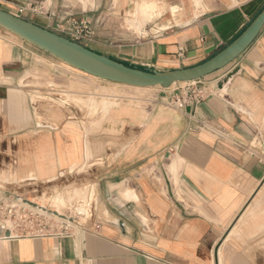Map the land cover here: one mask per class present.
Here are the masks:
<instances>
[{
  "label": "crops",
  "instance_id": "1",
  "mask_svg": "<svg viewBox=\"0 0 264 264\" xmlns=\"http://www.w3.org/2000/svg\"><path fill=\"white\" fill-rule=\"evenodd\" d=\"M145 3L154 7L143 13ZM0 8L54 31L87 20L91 49L168 70L224 49L264 0H0ZM54 58L0 26V204L22 182L91 163L93 218H73L63 234L12 236L0 213V264H264V27L233 62L196 80L205 97L185 108L171 101L183 82L107 93ZM92 97L93 111L84 104Z\"/></svg>",
  "mask_w": 264,
  "mask_h": 264
},
{
  "label": "water",
  "instance_id": "2",
  "mask_svg": "<svg viewBox=\"0 0 264 264\" xmlns=\"http://www.w3.org/2000/svg\"><path fill=\"white\" fill-rule=\"evenodd\" d=\"M0 26L91 75L116 83L169 88L176 82L201 79L238 58L264 27V8L234 41L211 58L193 66L168 70L145 69L127 64L1 8ZM54 214L59 213L55 211Z\"/></svg>",
  "mask_w": 264,
  "mask_h": 264
},
{
  "label": "rangeland",
  "instance_id": "3",
  "mask_svg": "<svg viewBox=\"0 0 264 264\" xmlns=\"http://www.w3.org/2000/svg\"><path fill=\"white\" fill-rule=\"evenodd\" d=\"M145 4L148 6V8L151 7L150 11L154 7L153 3ZM154 10H156V8H154L151 12V17L159 13L157 11L155 12ZM54 60L56 63H62V65L72 71L86 75L92 79V81L106 85L107 88L103 89L104 92L109 93L110 87H114V90L116 86L127 87L123 84H116V82L97 78L80 70L76 71V68L74 69L71 68L72 66H67L57 57H55ZM34 77V74H32L31 78L26 80L27 83H34ZM152 89L153 90H146V92H158L159 89H162V87H154ZM88 90L94 91V89L90 88V86H88ZM95 91L100 92L98 90ZM62 93L63 92H60L61 95H63ZM63 98H67V95ZM88 108H91V111L93 109V107L89 106ZM94 168L95 166H93V164L86 163L73 171L63 173L49 182H22L19 184L20 188H18L14 194L6 195V204L15 207V211L17 215H19V217L17 216V219L22 224H30L31 231L36 229V224L41 220L50 221L51 223H65L59 220L61 219L69 223H65L66 225L74 224V220L81 223H87L93 218V211L97 202ZM78 206L84 207L86 212L77 211ZM55 211L59 214H54ZM1 217L6 220V223L12 225L10 218L8 216L6 217L2 212Z\"/></svg>",
  "mask_w": 264,
  "mask_h": 264
},
{
  "label": "built area",
  "instance_id": "4",
  "mask_svg": "<svg viewBox=\"0 0 264 264\" xmlns=\"http://www.w3.org/2000/svg\"><path fill=\"white\" fill-rule=\"evenodd\" d=\"M56 32L61 33L75 41H78L81 44L88 45L90 42L93 32L90 28V23L87 20H78L70 22L67 25H60L57 27ZM183 53V49L180 50ZM184 85L179 89H176L173 93V104L177 107L185 108L188 105L193 103H199L205 97V90L199 86L196 80L183 82ZM3 213L6 217L8 216L12 222V231L15 234L12 236H17L19 234H25L28 232H36L39 234L45 233H58L63 234L68 232V225L65 223H51L50 221H39L36 224V229L31 231L30 224H22L17 218L15 207L6 204V201H3L0 204V213ZM18 216V217H17ZM11 236V235H10Z\"/></svg>",
  "mask_w": 264,
  "mask_h": 264
},
{
  "label": "bare ground",
  "instance_id": "5",
  "mask_svg": "<svg viewBox=\"0 0 264 264\" xmlns=\"http://www.w3.org/2000/svg\"><path fill=\"white\" fill-rule=\"evenodd\" d=\"M94 2V1H93ZM199 2V1H198ZM198 2H196L197 3V5H198ZM140 7V10L143 12V13H146V11L147 10H150L151 9V7H149L148 8V6H146V4H142L141 6H139ZM138 9V8H137ZM139 10V11H140ZM143 13H142V15H143ZM147 15V14H146ZM144 17V16H143ZM146 17V16H145ZM142 19V18H141ZM144 23V22H143ZM135 25H138V24H135ZM19 36V35H18ZM61 60V59H60ZM61 61H63V60H61ZM64 63H66L65 61H63ZM66 64H68V63H66ZM68 65H70V64H68ZM70 66H72V65H70ZM72 67H74V66H72ZM74 68H76V69H78V70H80V71H82V72H85V71H83V70H81V69H79V68H77V67H74ZM86 73V72H85ZM87 74H89V73H87ZM89 75H91V74H89ZM92 76H94V75H92ZM95 77H97V76H95ZM97 78H100V77H97ZM100 79H102V78H100ZM120 84H124V85H127V86H133V87H137V88H142V86H134V85H130V84H126V83H120ZM146 87H154V86H146ZM146 87H143V88H146ZM162 87V86H161ZM65 92V91H64ZM67 92V91H66ZM98 93V92H97ZM67 97H69L71 94L69 93V92H67ZM65 95V96H66ZM103 95H105V94H103ZM71 96H73V95H71ZM100 96V95H99ZM102 96V95H101ZM34 98V97H33ZM36 98V97H35ZM81 98V97H80ZM106 98V97H105ZM84 99V98H83ZM90 100V99H89ZM108 100V99H107ZM45 101V100H44ZM109 101V100H108ZM80 102V101H79ZM84 104L88 107H93V109H92V111L95 109V103H94V98L92 97L91 98V100L90 101H88V102H84ZM103 105L102 106H106L107 104H108V102L104 99L103 100V103H102ZM36 105V104H35ZM117 106V105H116ZM78 108H79V106H78ZM101 108H103V107H101ZM91 109V108H90ZM105 109V108H104ZM100 110V109H99ZM107 111V110H106ZM104 112V111H103ZM101 113V112H100ZM107 113V112H106ZM95 116H93V118H94ZM92 118V119H93ZM79 119V118H78ZM84 120V119H83ZM94 120V119H93ZM93 120H91L92 122H93ZM98 120V119H97ZM85 122V121H84ZM90 122V121H89ZM78 123V122H77ZM48 124V123H47ZM92 124V123H91ZM49 125V124H48ZM61 197V196H60ZM63 198V197H62ZM61 200V199H60ZM61 201H63V200H61ZM60 203V202H59ZM62 203V202H61ZM24 205H25V203H24ZM26 205H28V204H26ZM59 205H61V204H59ZM77 211H79V212H86L85 211V208L84 207H80V206H78V209H77ZM58 219V218H57ZM60 221H63V222H65V223H67V224H69L67 221H64V220H61V219H59Z\"/></svg>",
  "mask_w": 264,
  "mask_h": 264
}]
</instances>
